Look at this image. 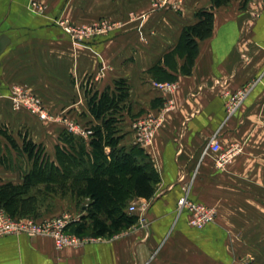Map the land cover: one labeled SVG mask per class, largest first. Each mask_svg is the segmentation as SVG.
Wrapping results in <instances>:
<instances>
[{
	"label": "crops",
	"instance_id": "1",
	"mask_svg": "<svg viewBox=\"0 0 264 264\" xmlns=\"http://www.w3.org/2000/svg\"><path fill=\"white\" fill-rule=\"evenodd\" d=\"M246 1L215 8L213 34L199 42L191 75L168 69L177 80L156 82L149 70L176 47L182 29L197 22L199 10L212 8L211 0H0V34L12 41L1 56L0 127L37 125L6 102L22 86L45 96L48 110L61 114L43 123H57L56 139L70 125L97 123L89 111L88 83L99 92L121 80L128 85L121 122L128 145L136 144L135 120L158 116L172 102L152 144L142 147L160 182L152 199L130 204L139 210L136 225L112 237L84 236L90 239L85 244L62 250L45 236H3L0 264H259L258 256H264V0ZM62 22H106L111 29L75 41ZM256 79L230 115L228 96ZM163 83L179 87L167 93L156 87ZM216 134L224 149H242L223 170L216 167V154H203ZM31 168L0 166V184H22ZM186 194L215 208L216 221L202 229L191 226L190 213L178 207ZM66 212L72 222L85 215L71 198H56L40 220Z\"/></svg>",
	"mask_w": 264,
	"mask_h": 264
},
{
	"label": "trees",
	"instance_id": "2",
	"mask_svg": "<svg viewBox=\"0 0 264 264\" xmlns=\"http://www.w3.org/2000/svg\"><path fill=\"white\" fill-rule=\"evenodd\" d=\"M211 1L212 8L199 10L197 22L185 26L176 47L149 70L156 82L177 80L168 69L176 72L180 68L183 75L192 74L199 42L213 34L215 8L233 0ZM179 60H183L181 67ZM86 95L90 114L97 123L87 140L62 131L55 146L56 161H50L44 146L27 135L21 136L19 144L7 130L0 129V136L32 164L22 184H0V209L12 218L40 220L53 200L71 198L85 215L69 224L68 233L112 237L139 222V217L129 213L128 208L136 199H152L160 177L141 146L124 142L121 122L129 95L126 82L118 81L114 89L103 92L94 91L87 84Z\"/></svg>",
	"mask_w": 264,
	"mask_h": 264
},
{
	"label": "built area",
	"instance_id": "3",
	"mask_svg": "<svg viewBox=\"0 0 264 264\" xmlns=\"http://www.w3.org/2000/svg\"><path fill=\"white\" fill-rule=\"evenodd\" d=\"M165 4L166 0H162ZM155 6L160 4L156 2ZM61 26L66 34H68L75 41H85L97 36L102 35L106 31L111 29V26L106 22H102L98 25H82L76 26L69 23L62 22ZM258 83V79L254 80L249 86L243 87L236 93L228 96L226 101L227 112L232 115L238 108L244 103L248 95L254 86ZM156 87L164 90L167 93H173L178 89L177 83H163L156 84ZM19 93L17 96H19ZM24 101L15 99V109H19ZM34 105V104H33ZM32 106V105H31ZM172 102H168L165 108L161 111L158 116L147 117L133 122V129L135 130V141L136 144L141 147H147L152 144L157 130L163 123L164 113L170 109ZM32 110L37 112L32 106ZM45 115H41L42 119H46ZM69 131L75 132L73 126H69ZM239 146H232L224 149L218 140V135L212 136L205 148L204 155L213 153L216 154V167L223 170L227 168L235 158V156L241 152ZM186 190V189H185ZM178 207L180 210H187L190 213V224L191 226L202 229L209 224H213L217 218V211L213 207L206 206L204 204H199L193 202L189 199L187 194L180 198L178 201ZM138 208L136 205H132L129 208V212L132 214L138 213ZM142 214L144 208L140 209ZM72 222L69 215H63L60 217H52L42 220H37L34 218H22L16 219L10 217L5 211L0 210V237L3 236H28L29 238H35L39 236H45L53 239L55 247L58 250L65 249L67 247H77L85 244L90 239L77 236L75 234H70L67 232V227Z\"/></svg>",
	"mask_w": 264,
	"mask_h": 264
},
{
	"label": "rangeland",
	"instance_id": "4",
	"mask_svg": "<svg viewBox=\"0 0 264 264\" xmlns=\"http://www.w3.org/2000/svg\"><path fill=\"white\" fill-rule=\"evenodd\" d=\"M260 79H258V82ZM254 82V80H253ZM90 83H88L89 85ZM252 84V83H250ZM249 84V85H250ZM91 85V84H90ZM247 85V86H249ZM21 88H24L20 90L19 96L14 95H9V99H6V102H11V108L12 110L15 109V99H19L24 101L22 106L17 110L15 109V112H18L20 110H23L21 115L24 120L32 119L37 122L36 126H29L27 125H22L18 127L17 129L12 130L10 127V124L8 123L9 126L7 125H2L0 129L7 130L9 134H11L16 141L19 144H22V137L23 135H27L30 139H32L34 142H38L39 144H42L44 146V152L52 161V157L54 156V160L56 161V153H55V145H57L58 139H56L57 135V130H59L58 127H54L55 124H43V123H48L51 122L52 120H57L61 117V114H52L45 105V96L40 94H35L32 92L29 88L22 86ZM94 89V88H93ZM37 91V90H36ZM34 104V105H33ZM34 106L35 109H38L37 112H34L32 109V106ZM41 115H45L46 119H42ZM34 124V123H33ZM94 125V123H84V124H75V125H70L75 128V132L69 131V126L67 127L66 131L73 133L75 136L82 137L84 139H88L89 135L91 134V128ZM123 128V126H122ZM0 166L3 167H8V168H15L18 170H24L25 168H30L31 167V162L28 160V157L24 155L22 152H17L14 150L8 143L0 138ZM124 142L128 144L124 138ZM132 206V205H131ZM129 206V208L131 207ZM72 214V213H71ZM71 214L69 212L59 214L55 217H60L63 215H69L71 217ZM258 263L259 264H264V256H258Z\"/></svg>",
	"mask_w": 264,
	"mask_h": 264
},
{
	"label": "water",
	"instance_id": "5",
	"mask_svg": "<svg viewBox=\"0 0 264 264\" xmlns=\"http://www.w3.org/2000/svg\"><path fill=\"white\" fill-rule=\"evenodd\" d=\"M12 45L11 38L7 34H0V87H1V56L4 54V52L7 50L9 46ZM0 93L1 89H0Z\"/></svg>",
	"mask_w": 264,
	"mask_h": 264
}]
</instances>
